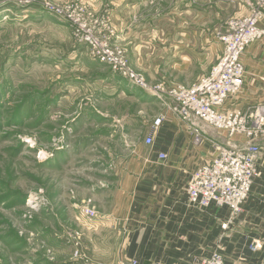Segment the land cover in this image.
Instances as JSON below:
<instances>
[{
	"label": "crops",
	"instance_id": "obj_1",
	"mask_svg": "<svg viewBox=\"0 0 264 264\" xmlns=\"http://www.w3.org/2000/svg\"><path fill=\"white\" fill-rule=\"evenodd\" d=\"M77 1L94 13L112 15L119 43L148 81L186 87L208 75L221 56L222 44L215 34L224 27L228 11L236 17L250 12L249 0H201L200 4L191 0L195 5L184 7L179 1L185 0L173 6L163 0ZM260 27L264 28V20ZM242 62L243 89L227 100L224 109L246 111L264 103V41L250 45ZM90 71L94 74L90 83L101 82L103 89L98 95L102 108L98 120L105 122L112 115L116 131L114 136L104 129L103 136L117 138L121 146L116 185L100 228V232L113 228L119 235L110 247L116 250L115 264H196L218 248L227 264H264V141L251 195L225 231L222 225L230 211L190 207L187 185L213 161L217 146L242 144L245 139L205 128L197 145L188 127L172 115L154 132L153 123L163 111L155 97L113 76L100 63L92 64ZM150 136L154 142L149 146ZM257 241L262 246L254 250ZM103 262L108 264L106 257Z\"/></svg>",
	"mask_w": 264,
	"mask_h": 264
},
{
	"label": "rangeland",
	"instance_id": "obj_2",
	"mask_svg": "<svg viewBox=\"0 0 264 264\" xmlns=\"http://www.w3.org/2000/svg\"><path fill=\"white\" fill-rule=\"evenodd\" d=\"M72 2L0 0V264L116 263L110 247L119 235L100 228L121 146L103 136L116 135L112 115L107 123L97 117L103 89L89 78L98 61L46 9ZM232 17L230 10L223 23Z\"/></svg>",
	"mask_w": 264,
	"mask_h": 264
},
{
	"label": "built area",
	"instance_id": "obj_3",
	"mask_svg": "<svg viewBox=\"0 0 264 264\" xmlns=\"http://www.w3.org/2000/svg\"><path fill=\"white\" fill-rule=\"evenodd\" d=\"M246 16L232 17L216 34L222 44V54L208 75L190 87L153 83L138 72L130 63L127 52L113 42L115 30L107 13L96 14L79 1L66 7L46 9L63 17L70 24L77 42L87 46L92 58L110 69L132 86L152 95L161 104L163 111L155 119L153 130L157 132L169 115L179 119L193 134L197 145L204 139V129L224 132L228 138L241 136L242 144L217 146L216 156L203 165L187 185L190 207L227 208L230 218L222 229L228 230L243 212L251 195L254 180L258 177V160L264 141V103L246 111L224 109L227 100L241 93L245 79L242 57L253 43L264 41V0H251ZM153 136L146 139L152 145ZM162 159L166 155L161 156ZM87 216L88 213H87ZM262 243L255 242L254 250ZM137 264V263H132ZM196 264H227L216 249L211 256L198 259Z\"/></svg>",
	"mask_w": 264,
	"mask_h": 264
}]
</instances>
